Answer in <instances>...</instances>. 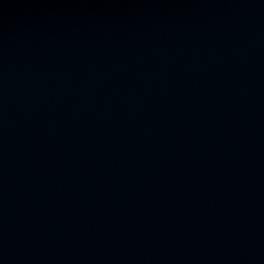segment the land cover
Masks as SVG:
<instances>
[{"label": "water", "instance_id": "95a60500", "mask_svg": "<svg viewBox=\"0 0 264 264\" xmlns=\"http://www.w3.org/2000/svg\"><path fill=\"white\" fill-rule=\"evenodd\" d=\"M0 264H264V0H0Z\"/></svg>", "mask_w": 264, "mask_h": 264}]
</instances>
